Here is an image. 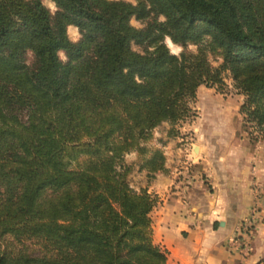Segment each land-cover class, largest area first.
Listing matches in <instances>:
<instances>
[{"label": "trees", "instance_id": "1", "mask_svg": "<svg viewBox=\"0 0 264 264\" xmlns=\"http://www.w3.org/2000/svg\"><path fill=\"white\" fill-rule=\"evenodd\" d=\"M52 1L54 15L41 0H0V237L45 249L0 245V264H165L152 237L157 196L132 188L118 159L144 150L162 121L189 115L200 85L222 88L225 69L244 95L239 111L264 130V0ZM166 35L196 51L171 54ZM143 167L165 170L163 149Z\"/></svg>", "mask_w": 264, "mask_h": 264}, {"label": "crops", "instance_id": "2", "mask_svg": "<svg viewBox=\"0 0 264 264\" xmlns=\"http://www.w3.org/2000/svg\"><path fill=\"white\" fill-rule=\"evenodd\" d=\"M183 137L171 141L180 142ZM169 143L163 150L165 170L140 185L157 196L150 212L152 237L166 251L165 264H264L260 261L264 257V153L255 156L261 162H256L249 176L231 164L230 173L224 174L228 181L223 188L221 170L227 168L226 164L215 158L212 166L207 154L213 152L207 145L203 149L201 144H191L193 148L198 146L194 155L184 146L186 142ZM189 160L193 162L190 176ZM249 178L261 187L263 221L256 224L252 243L246 246L237 230L252 197Z\"/></svg>", "mask_w": 264, "mask_h": 264}, {"label": "rangeland", "instance_id": "3", "mask_svg": "<svg viewBox=\"0 0 264 264\" xmlns=\"http://www.w3.org/2000/svg\"><path fill=\"white\" fill-rule=\"evenodd\" d=\"M41 2L43 3V0ZM51 2L54 3L52 0ZM133 18L140 27L146 24V19H137L132 16L130 20ZM206 41L205 38L203 42L205 43ZM175 45H178L185 51H196L197 47L194 43H187L186 45L176 43ZM131 46L133 49L141 52L147 47V45L137 44L135 42H131ZM148 48L151 49L152 46H148ZM206 53L209 62L213 66H219L222 63L223 59L219 50L207 46ZM23 60L26 65L29 67L32 66L34 63L32 52L26 51L23 55ZM222 76L224 79L222 88L215 85L206 86L204 84L198 87L196 97L194 100L189 101L191 107L189 115L174 122L169 120L162 121L151 130L150 135L146 139L140 140V146H143L145 148L144 150L134 148L124 152L120 156L116 167L119 170L125 167L129 168L126 180L132 188L137 190L144 187L140 186L142 182L150 180L155 175V173L143 167V163L153 149L161 148L164 150L168 142H170L169 144L171 146L186 142L184 146L190 152L192 151L194 155L198 153V150L195 149L198 146L193 148L191 144H201L203 149L207 145V148L213 152V154H207L212 166L214 165L212 159L215 158H218L219 161L226 164V169H220L223 176L226 173H230L231 164H234V166L238 165L241 173L243 171L247 172L249 176L256 162H261L255 156L258 153H264V130L248 122L245 116L239 111L244 95L235 86L230 71L228 69L223 70ZM176 136H184L187 138L185 139L183 137L180 142L176 143L171 141V138H175ZM71 164L75 166L76 159ZM190 170L191 172L188 173L189 176L190 174L192 175V168ZM223 176L221 186L226 188L228 180ZM248 189L252 197L248 211L237 230L238 235L243 238L246 246H250L252 243V239L258 228L256 224L263 221L261 213L262 191L260 184L253 178H249ZM236 203L232 204L233 210L236 207ZM235 239H237V236H235ZM0 245L1 248L7 250H22L29 254H39L45 251L43 244L34 238L22 237L20 240H16L9 234L0 237ZM262 258L260 261H264V257Z\"/></svg>", "mask_w": 264, "mask_h": 264}, {"label": "clouds", "instance_id": "4", "mask_svg": "<svg viewBox=\"0 0 264 264\" xmlns=\"http://www.w3.org/2000/svg\"><path fill=\"white\" fill-rule=\"evenodd\" d=\"M126 2H130L133 4V6H135L137 0H126ZM43 3L49 9L50 13L53 15L58 10L57 5L53 2H51V0H43ZM165 19L166 18L163 15H161L159 17L160 22H165ZM130 24H132V26H134L136 28L140 27V25L136 22V20L134 18L132 20H130ZM67 32H68L70 40L73 43L78 42V40L81 38L78 28H76L74 26L69 25ZM164 43L169 48L171 54H175V55L179 56L182 49L178 45H175L169 36L166 35L164 37ZM57 55L59 56V58L62 62L67 61V57L65 56V53L62 50L58 51ZM139 82H140L139 78L137 77V83H139Z\"/></svg>", "mask_w": 264, "mask_h": 264}, {"label": "built area", "instance_id": "5", "mask_svg": "<svg viewBox=\"0 0 264 264\" xmlns=\"http://www.w3.org/2000/svg\"><path fill=\"white\" fill-rule=\"evenodd\" d=\"M191 166H192V161L191 160L187 161V167H188L187 173L191 172V170H190ZM187 175H189V174H187Z\"/></svg>", "mask_w": 264, "mask_h": 264}, {"label": "bare ground", "instance_id": "6", "mask_svg": "<svg viewBox=\"0 0 264 264\" xmlns=\"http://www.w3.org/2000/svg\"><path fill=\"white\" fill-rule=\"evenodd\" d=\"M196 148H198V147H196Z\"/></svg>", "mask_w": 264, "mask_h": 264}]
</instances>
